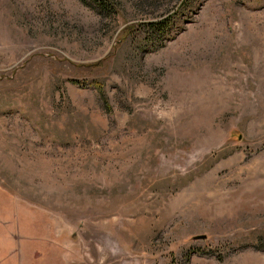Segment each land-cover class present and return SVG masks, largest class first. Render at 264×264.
<instances>
[{"label":"rangeland","instance_id":"obj_1","mask_svg":"<svg viewBox=\"0 0 264 264\" xmlns=\"http://www.w3.org/2000/svg\"><path fill=\"white\" fill-rule=\"evenodd\" d=\"M106 1L0 0V264H264V0Z\"/></svg>","mask_w":264,"mask_h":264},{"label":"trees","instance_id":"obj_2","mask_svg":"<svg viewBox=\"0 0 264 264\" xmlns=\"http://www.w3.org/2000/svg\"><path fill=\"white\" fill-rule=\"evenodd\" d=\"M82 1H84V0H82ZM108 1H106V0H96V3H98L99 4V10H101V8L102 7H106V3H107ZM164 19H160V21H149V26L150 27H153L155 30H157L158 28H162V27H164V25H165V23H166V21H163ZM160 23H162V24H160ZM164 23V24H163ZM166 26V25H165Z\"/></svg>","mask_w":264,"mask_h":264}]
</instances>
